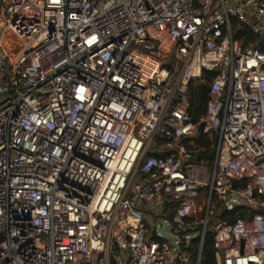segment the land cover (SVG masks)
I'll use <instances>...</instances> for the list:
<instances>
[{
	"label": "built area",
	"instance_id": "2783aa9c",
	"mask_svg": "<svg viewBox=\"0 0 264 264\" xmlns=\"http://www.w3.org/2000/svg\"><path fill=\"white\" fill-rule=\"evenodd\" d=\"M209 235L264 264V0H0V264H204Z\"/></svg>",
	"mask_w": 264,
	"mask_h": 264
},
{
	"label": "trees",
	"instance_id": "16d2710c",
	"mask_svg": "<svg viewBox=\"0 0 264 264\" xmlns=\"http://www.w3.org/2000/svg\"><path fill=\"white\" fill-rule=\"evenodd\" d=\"M245 37L247 41L254 40V36L251 33L242 31L239 33L237 38ZM208 78H213L215 74L208 73ZM209 101V90L206 87H199L198 96L192 93L191 102L192 106H194L192 110V116L194 120H197L199 115L202 114L205 106L207 105V102ZM195 105L197 107H195ZM197 146L199 148H204L205 152L200 153V161L202 160H208L209 162H212L216 156V145H217V139H214L211 141L208 136L204 134H200L198 138L195 140ZM215 147V150H214ZM213 148V149H212ZM204 254L206 256V261L204 264H210L212 261V258L214 257V248H213V236L209 235L206 238L205 242V249Z\"/></svg>",
	"mask_w": 264,
	"mask_h": 264
},
{
	"label": "rangeland",
	"instance_id": "374dc122",
	"mask_svg": "<svg viewBox=\"0 0 264 264\" xmlns=\"http://www.w3.org/2000/svg\"><path fill=\"white\" fill-rule=\"evenodd\" d=\"M202 87V86H201ZM207 88V87H206ZM198 92H199V89H194V94H196V96H198ZM192 148H194L197 152H200V153H203V152H205V149L204 148H199L198 146H197V144H196V142H194V145H193V147ZM213 149V148H212ZM214 150H215V147H214ZM205 198V193L203 192L202 194H201V197H200V201H202V199H204Z\"/></svg>",
	"mask_w": 264,
	"mask_h": 264
},
{
	"label": "water",
	"instance_id": "95a60500",
	"mask_svg": "<svg viewBox=\"0 0 264 264\" xmlns=\"http://www.w3.org/2000/svg\"><path fill=\"white\" fill-rule=\"evenodd\" d=\"M241 29V27H239V30ZM236 34H237V32H236ZM198 85L200 86V84L198 83ZM203 131V129H202V127L200 128V132H202Z\"/></svg>",
	"mask_w": 264,
	"mask_h": 264
},
{
	"label": "crops",
	"instance_id": "0c3cea01",
	"mask_svg": "<svg viewBox=\"0 0 264 264\" xmlns=\"http://www.w3.org/2000/svg\"><path fill=\"white\" fill-rule=\"evenodd\" d=\"M196 89H199V87H196Z\"/></svg>",
	"mask_w": 264,
	"mask_h": 264
}]
</instances>
